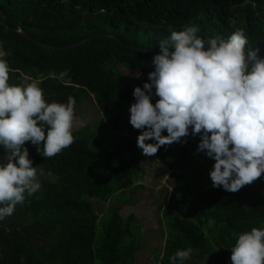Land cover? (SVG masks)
<instances>
[{"label": "trees", "instance_id": "trees-1", "mask_svg": "<svg viewBox=\"0 0 264 264\" xmlns=\"http://www.w3.org/2000/svg\"><path fill=\"white\" fill-rule=\"evenodd\" d=\"M0 12L6 18L0 17V41L10 53L5 59L15 69L8 83L24 85V77L28 83L39 81L46 102L66 103L72 96L75 109L91 95L105 116L102 124L111 122L117 132L124 124V105L135 103V87L148 81L159 43L172 31L196 25L198 36L207 40L227 39L242 29L248 39L246 48L259 49L264 59V0H0ZM18 30L63 48L37 45ZM92 37L96 39L74 46ZM114 62L142 76L127 79ZM64 70L69 71L71 86L49 77L51 72L58 77ZM158 99L153 96L152 102ZM84 131L74 132L75 142L52 158H43L30 141L25 143L32 166L56 181H43L4 219L0 264H137L141 232L136 217L125 219L119 210L111 209L103 240L96 245L101 216L93 200L110 203L117 198L130 205L141 188L137 182L145 177L137 146L140 130L130 124L115 147L100 143L97 149L80 137ZM162 134L168 135L166 130ZM199 142V136L190 134L181 142L162 146L154 155L163 165L190 163L196 157V165L190 163L193 168L205 160L206 167L198 169L208 171V178L188 181L191 168L177 180L183 194L182 216L165 220L167 236L164 250L158 251L159 264H170L177 250L188 247L193 252L185 264H232L231 248L239 234L264 228L259 190L250 184L235 193L212 187L209 174L215 161L197 152ZM4 155L0 147V157ZM128 191L133 194L130 200L125 196Z\"/></svg>", "mask_w": 264, "mask_h": 264}, {"label": "clouds", "instance_id": "clouds-1", "mask_svg": "<svg viewBox=\"0 0 264 264\" xmlns=\"http://www.w3.org/2000/svg\"><path fill=\"white\" fill-rule=\"evenodd\" d=\"M235 23V21H230ZM188 25L159 43L143 87L137 86L129 109L130 124L140 130L137 146L151 157L164 145L200 137L197 152L215 161L212 187L238 192L264 174V59L259 49H247L248 39L237 29L227 39L198 36ZM0 41V220L11 216L41 187L37 167L29 159L30 141L43 158H52L75 142L76 100L46 102L33 81L10 85V53ZM142 76L140 71L134 79ZM71 86L69 71L57 77ZM153 96L159 99L153 103ZM167 131L168 135L162 133ZM154 143H148V141ZM187 143L185 139L183 141ZM232 264H264V228L239 234L231 248ZM193 249L177 250L170 264H185Z\"/></svg>", "mask_w": 264, "mask_h": 264}, {"label": "rangeland", "instance_id": "rangeland-1", "mask_svg": "<svg viewBox=\"0 0 264 264\" xmlns=\"http://www.w3.org/2000/svg\"><path fill=\"white\" fill-rule=\"evenodd\" d=\"M113 65L120 73L125 75L127 79H133L132 81L138 80L133 78L135 74L133 70L118 65L116 62H114ZM108 67H111V65ZM28 82L29 79L24 77L23 84L25 85ZM35 82L38 84L39 81ZM124 106V124L122 131L117 132L112 129L114 127L111 122L106 125L102 124L103 120H105V116L99 109L96 101H94V98L88 95L82 104L75 109L76 114L73 123V133L90 130L84 131L80 137L86 140L91 149L101 147L100 143L106 144L103 147H115L122 136L127 132V127L130 125L129 109L131 106L128 104ZM139 154L141 156V162L144 159L142 166L145 170V177L137 182V185L141 186V188L135 196H133L131 191L125 193V196L128 198L127 200H130L131 196H133L130 205H128V203H119L117 198L113 199L110 203L93 200L94 209H96L97 213L101 216L96 245L103 240L104 231L111 217L110 210H119L125 219L134 215L140 226L141 251L136 255V263L159 264L157 261L158 251L164 250L167 236L165 220L167 217L182 216L183 205H181V201L183 194L181 193L182 191L177 188V180L180 179L181 174L185 176V174L193 168V165L190 163L196 165L198 159L195 157V159L190 160V163L181 160L171 161L168 165H163L155 159L154 155L151 157L143 155L141 149H139ZM173 159H176V156H174ZM0 162H3V157H0ZM198 165L205 168L207 162L201 160ZM199 166L191 169L187 176L188 181L202 178L205 175L208 178V171L198 169ZM37 180L40 184H42L43 181L54 183L56 177L46 173L42 169H37ZM250 185L259 190V198L264 201V179L260 177ZM194 187L200 189L199 183H195ZM3 221L5 222L4 219L0 220V225L3 224ZM5 223L7 224V222ZM128 240L130 241L131 239H127L126 241Z\"/></svg>", "mask_w": 264, "mask_h": 264}, {"label": "water", "instance_id": "water-1", "mask_svg": "<svg viewBox=\"0 0 264 264\" xmlns=\"http://www.w3.org/2000/svg\"><path fill=\"white\" fill-rule=\"evenodd\" d=\"M0 17L5 21L6 18L5 16L0 12ZM17 33H19L21 36H23L25 39H27L28 41L30 42H33L37 45H40V46H43V47H46V48H53V49H60V48H63V47H58V46H51V45H48V44H44L40 41H38L37 39L33 38L32 36H30L29 34H27L26 32H24L23 30H18ZM98 37V36H96ZM96 37H92V38H88L86 40H83L77 44H75L74 46H79V45H82V44H85L87 42H90L92 41L93 39H96ZM259 58L263 59V56H260Z\"/></svg>", "mask_w": 264, "mask_h": 264}]
</instances>
